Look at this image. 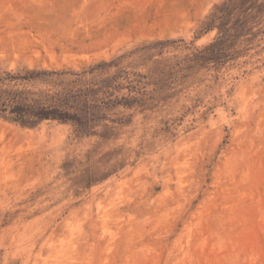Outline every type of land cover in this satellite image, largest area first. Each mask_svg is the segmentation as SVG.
<instances>
[{"label": "rangeland", "instance_id": "rangeland-1", "mask_svg": "<svg viewBox=\"0 0 264 264\" xmlns=\"http://www.w3.org/2000/svg\"><path fill=\"white\" fill-rule=\"evenodd\" d=\"M27 72L121 104L0 116V264H264V0H0V76Z\"/></svg>", "mask_w": 264, "mask_h": 264}, {"label": "trees", "instance_id": "trees-1", "mask_svg": "<svg viewBox=\"0 0 264 264\" xmlns=\"http://www.w3.org/2000/svg\"><path fill=\"white\" fill-rule=\"evenodd\" d=\"M221 37L219 39H223V36ZM100 68L101 65H98L91 68L90 72ZM84 74L78 75L80 76L78 79L66 84L61 92L51 95L14 89L9 85L12 81L37 80L41 75H45V72H27L25 76L5 73L4 76H0V116L21 126L32 127L42 120H58L71 121L81 129H89L91 124L102 118L105 109L116 107L121 102L110 99L114 92L119 90V87L114 86L116 77L85 81L82 79ZM89 101L100 104L88 107ZM71 109L77 112L76 115L70 114Z\"/></svg>", "mask_w": 264, "mask_h": 264}]
</instances>
